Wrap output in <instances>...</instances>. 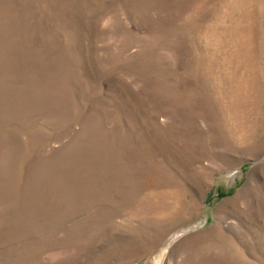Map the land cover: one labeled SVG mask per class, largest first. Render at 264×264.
<instances>
[{
	"label": "rangeland",
	"instance_id": "1",
	"mask_svg": "<svg viewBox=\"0 0 264 264\" xmlns=\"http://www.w3.org/2000/svg\"><path fill=\"white\" fill-rule=\"evenodd\" d=\"M0 264H264V0H0Z\"/></svg>",
	"mask_w": 264,
	"mask_h": 264
}]
</instances>
